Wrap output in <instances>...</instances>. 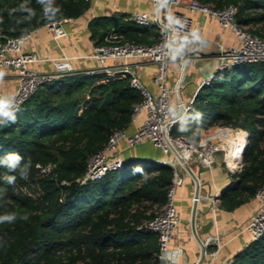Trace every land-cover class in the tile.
I'll return each instance as SVG.
<instances>
[{"label": "trees", "instance_id": "trees-1", "mask_svg": "<svg viewBox=\"0 0 264 264\" xmlns=\"http://www.w3.org/2000/svg\"><path fill=\"white\" fill-rule=\"evenodd\" d=\"M198 1L215 9L235 5V21L264 37V0ZM89 6V0H0V27L7 36H19L53 19L77 17ZM91 27L99 34L96 24ZM110 29L100 31L96 46ZM116 29L143 44L159 36L154 25ZM130 79L128 73L68 72L40 86L19 106L16 122L0 127V158L16 152L32 161L28 179L17 177L15 185L3 180L14 173L0 166V189H6L0 192V215L28 216L0 223V264L159 263L158 234L139 226L167 202L173 166L127 158L121 169L97 181L79 180L89 156L133 122L142 98ZM184 124V132L177 126L172 132L196 143L203 130L217 126L248 132L237 183L223 192L221 205L233 210L255 197L264 183V61L218 70L199 88ZM48 164L52 170L40 173L38 165ZM231 264H264V234L240 249Z\"/></svg>", "mask_w": 264, "mask_h": 264}, {"label": "built area", "instance_id": "built-area-1", "mask_svg": "<svg viewBox=\"0 0 264 264\" xmlns=\"http://www.w3.org/2000/svg\"><path fill=\"white\" fill-rule=\"evenodd\" d=\"M152 5L155 11L154 16H150L146 12L137 11L134 13L133 18L140 25H154L156 27L159 36L155 43L143 44L129 40L116 27H111L104 37L103 44L95 46L92 56L98 59H150L157 66L154 83L158 86V92L150 90L129 64L105 71L108 76H115L119 73L130 74L131 85L139 91L142 98L141 102L135 105L133 120L143 112L146 113V117L143 124L131 133L126 130H115L110 135L105 146L89 156L85 174L79 180L82 184H86L89 181H97L105 177L110 171L121 169L125 159L116 154L121 140H124L128 146H135L141 142L150 141L161 149L165 154V158L153 160V165L156 167L171 165L174 168V177L167 193V202L156 211L152 218L143 222L139 227L158 234L160 244L158 264H175L168 259V251L170 240L181 222L175 206V190L177 184L181 182L178 166L182 165L178 154L187 164L191 158L196 156L204 167L211 169L215 161L214 153L226 150L225 164L231 171L237 172L244 164V154L249 138L248 132L244 130L245 139L238 146L240 156L233 160V164H230L227 149L223 145V138L219 135H214L206 143L204 132L213 129L235 131L238 128L217 126L203 130L200 136L201 141L197 143L185 136L172 132L175 126L181 131V123L183 122L184 124V118L193 107L197 94L196 92L188 101H185L181 98L179 85H177L175 91L177 109L176 111L171 110V91L167 85L169 61L174 56L175 46L180 44L181 36L190 33L192 27L190 16L184 12L176 11L174 8L185 6L190 10L207 12L215 16L222 26L230 27L234 31L238 39L236 46L228 47L219 43L217 54L218 70L231 68L239 63L264 61V37L253 33L248 26L239 25L235 21L237 7L233 4H228L221 9H215L211 5L201 4L198 0H169L166 11L163 9V0H152ZM74 18L73 16H65L53 19L46 22L44 26L52 31L55 38H59L66 34L63 24ZM30 35L31 31L19 36H7L0 27V67H11L17 71L18 86L12 96L15 97L19 106L29 99L43 84L58 80L64 74L72 72V66L67 59L56 60L53 71H37L33 69L30 64L38 60L37 56L23 50V44ZM214 76L215 73L204 78L199 88L204 84H209ZM185 130L184 124V130L181 132ZM38 166L40 173H48L53 168L52 164ZM200 194L201 191L198 196L195 195L193 197L194 200L199 202L201 199ZM255 197L258 199L259 205L257 210L251 215L248 224L251 240H256L264 234V183L258 187ZM219 200L220 194L216 193L213 198V205H216ZM214 242L217 244V248L210 249ZM204 245L205 255L207 254L210 257V262H212L219 251L220 240L218 237L208 238L204 241ZM225 264H231V261Z\"/></svg>", "mask_w": 264, "mask_h": 264}, {"label": "crops", "instance_id": "crops-1", "mask_svg": "<svg viewBox=\"0 0 264 264\" xmlns=\"http://www.w3.org/2000/svg\"><path fill=\"white\" fill-rule=\"evenodd\" d=\"M89 8L81 15L63 24L66 34L55 38L46 26H40L31 31L30 37L23 44L25 52H31L38 58L30 65L37 71H53L54 62L67 59L72 66V72H103L116 69L125 64L131 65L142 82L152 91L158 92L154 83L157 66L148 58L98 59L92 56L95 46L100 40V31L110 27L118 29L124 25L136 28L146 26L135 22V12H146L154 16L152 0H89ZM168 1L163 0V9L167 10ZM176 11L184 12L192 19L191 32L181 36L180 44L175 46V55L168 65L167 85L171 91V110L176 111V89L179 85L180 96L188 101L198 92L201 81L218 71L219 43L225 46H236L238 39L230 27H224L211 14L201 10H190L185 6H177ZM96 24L99 34L93 35L92 24ZM198 32L199 41L192 37L193 31ZM102 32V31H101ZM101 42V41H100ZM0 95H13L18 86L17 71L11 67H0ZM179 82V83H178ZM178 83V84H177ZM146 113L139 114L126 130L131 133L144 122ZM241 135L242 132L238 131ZM206 133V132H205ZM230 155V151L228 152ZM116 154L121 158L147 159L149 161L165 158L161 149L152 142L145 141L135 146H128L124 140L118 144ZM206 168L198 157L188 161L201 184V199L198 202L196 214V230L199 238L204 242L208 238L218 237L220 248L210 262V257L201 258L200 242L192 228V209L196 184L188 170L178 166L181 182L175 190V206L181 222L169 243L168 259L175 264H225L251 241L248 224L251 215L258 208V199L252 197L233 210H227L221 205V196L237 183L235 172L226 164L216 162ZM225 160V159H224ZM216 193L220 200L213 205ZM217 248L212 243L210 249Z\"/></svg>", "mask_w": 264, "mask_h": 264}, {"label": "clouds", "instance_id": "clouds-1", "mask_svg": "<svg viewBox=\"0 0 264 264\" xmlns=\"http://www.w3.org/2000/svg\"><path fill=\"white\" fill-rule=\"evenodd\" d=\"M48 3L51 4V0H48ZM192 37L197 41L201 39L198 32L195 30L192 32ZM0 75H2V73H0ZM19 111V104L17 103L14 96L10 94L0 95V127H7L9 124L15 123L17 119V113ZM183 130L184 124L182 122L181 131ZM0 166L7 169L8 173H14L11 175L6 173L3 176V180L8 185H15L17 177L23 180L28 179L30 170L32 168V161L30 158L25 159V157L21 156L19 153L9 152L0 158ZM0 192H6V189H0ZM17 218L21 220H27L28 216L25 214L18 217V214L15 212L5 213L0 215V223H14Z\"/></svg>", "mask_w": 264, "mask_h": 264}, {"label": "bare ground", "instance_id": "bare-ground-1", "mask_svg": "<svg viewBox=\"0 0 264 264\" xmlns=\"http://www.w3.org/2000/svg\"><path fill=\"white\" fill-rule=\"evenodd\" d=\"M214 135H219L220 137L223 138V143L227 142L228 143V149L230 151V155L229 153H227L228 158H229V163L233 164V160L235 158H237L240 153L238 150V146L239 144L245 139V133L242 136L238 130L232 131V130H228V131H222L220 129H213L210 131H206V133L204 132V140L207 143L208 140L210 138H212Z\"/></svg>", "mask_w": 264, "mask_h": 264}, {"label": "water", "instance_id": "water-1", "mask_svg": "<svg viewBox=\"0 0 264 264\" xmlns=\"http://www.w3.org/2000/svg\"><path fill=\"white\" fill-rule=\"evenodd\" d=\"M248 138H249V136H248ZM178 157L181 160L182 165L188 170V172L191 174L192 178L194 179L195 184H196L195 195L198 196L199 193H200V190H201V184H200L199 178L197 177V175L195 174V172L193 171V169L191 168V166L188 165L187 163H185L183 161V159L180 157V154H178ZM197 211H198V201L197 200H194L193 209H192V228H193V231H194L197 239L200 242L201 258L203 259L205 257V245H204V242L199 238V236L197 234V230H196L195 220H196Z\"/></svg>", "mask_w": 264, "mask_h": 264}, {"label": "rangeland", "instance_id": "rangeland-1", "mask_svg": "<svg viewBox=\"0 0 264 264\" xmlns=\"http://www.w3.org/2000/svg\"><path fill=\"white\" fill-rule=\"evenodd\" d=\"M167 2V0H166ZM237 130V129H236ZM244 130V129H243ZM244 135V133L242 134V136ZM201 141V138L200 140ZM223 145L226 147L227 149V153L229 152V149H228V143L227 142H224ZM225 153H226V150H221L219 152H215L214 155L216 156V162H219V163H223L225 164Z\"/></svg>", "mask_w": 264, "mask_h": 264}]
</instances>
